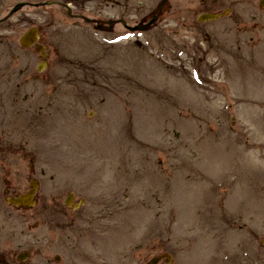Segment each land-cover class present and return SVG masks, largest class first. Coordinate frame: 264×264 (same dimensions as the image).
<instances>
[{"label":"rangeland","instance_id":"rangeland-1","mask_svg":"<svg viewBox=\"0 0 264 264\" xmlns=\"http://www.w3.org/2000/svg\"><path fill=\"white\" fill-rule=\"evenodd\" d=\"M261 3L0 0V262L264 264Z\"/></svg>","mask_w":264,"mask_h":264},{"label":"water","instance_id":"water-1","mask_svg":"<svg viewBox=\"0 0 264 264\" xmlns=\"http://www.w3.org/2000/svg\"><path fill=\"white\" fill-rule=\"evenodd\" d=\"M21 7H23V5L15 7V9L13 10V13L17 12ZM219 17L220 16H216V15H202L199 20L201 22H206V21H210V20L211 21L216 20ZM155 22H156V18H154L148 25H146L144 27H135V28H128L127 27V28L132 30V31L144 30V29L148 28L149 26L153 25ZM39 33H40L39 29H37V28L30 29L21 38L20 44L25 49H29V48L34 47L36 52L41 54L43 59L45 60L47 58L46 48L39 44ZM45 67H46V63H42V65H40V67H39V71L40 72L43 71ZM35 191H36V188H33V190L31 192H29L28 194H26L25 196H22L18 200H12L11 202L15 205L31 204ZM21 259H24V258H21ZM160 260H161V258H156V259L152 260L149 264H158L160 262Z\"/></svg>","mask_w":264,"mask_h":264},{"label":"bare ground","instance_id":"bare-ground-1","mask_svg":"<svg viewBox=\"0 0 264 264\" xmlns=\"http://www.w3.org/2000/svg\"><path fill=\"white\" fill-rule=\"evenodd\" d=\"M119 62V61H118ZM121 64V63H120ZM147 65V67L145 68V70H150V68H149V66H148V64H146ZM246 70V69H245ZM247 73V71L246 72H244L243 73V76L242 75H238L237 76V79H236V81H237V84H239V85H241V86H244L245 87V85L246 84H248L247 86H250V83H249V81H250V77H247L246 74ZM143 79L144 80H147V78L146 77H143ZM154 79H156V78H154ZM157 82V80H155L154 82H153V84L154 85H156L155 83ZM147 134H149V136H152V131L151 132H148ZM203 224V223H202ZM121 245H123V242L121 243Z\"/></svg>","mask_w":264,"mask_h":264},{"label":"flooded vegetation","instance_id":"flooded-vegetation-1","mask_svg":"<svg viewBox=\"0 0 264 264\" xmlns=\"http://www.w3.org/2000/svg\"><path fill=\"white\" fill-rule=\"evenodd\" d=\"M28 192V191H27ZM27 192H25V193H23L22 195H24V194H26ZM21 196V195H20ZM37 192H36V194H35V196H34V200H35V202H34V205L33 206H29V205H19V206H16V205H13V204H11L9 201H10V199H12V200H15L16 198H18V197H13V198H8V200H7V203L9 204V205H11V206H13L14 208H16V209H23V210H28V209H31V208H33V207H35V205H36V203H37ZM0 264H3V263H1L0 262Z\"/></svg>","mask_w":264,"mask_h":264}]
</instances>
